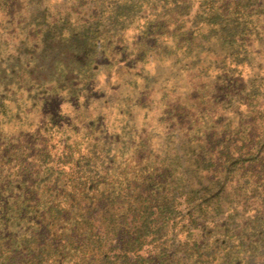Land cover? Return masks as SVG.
Here are the masks:
<instances>
[{
  "label": "trees",
  "instance_id": "obj_1",
  "mask_svg": "<svg viewBox=\"0 0 264 264\" xmlns=\"http://www.w3.org/2000/svg\"><path fill=\"white\" fill-rule=\"evenodd\" d=\"M0 264H264V0H0Z\"/></svg>",
  "mask_w": 264,
  "mask_h": 264
},
{
  "label": "rangeland",
  "instance_id": "obj_2",
  "mask_svg": "<svg viewBox=\"0 0 264 264\" xmlns=\"http://www.w3.org/2000/svg\"><path fill=\"white\" fill-rule=\"evenodd\" d=\"M40 75V74H39ZM37 76V75H36ZM190 76V75H189ZM186 77L187 79H186V82H184V85L183 86H185V88H186V91H187V93H188V91H190L191 90V88L193 89V90H195L196 89V87L195 86H190L189 84L191 83V82H196V81H192L190 78L191 77ZM186 83V84H185ZM189 83V84H188ZM197 83V82H196ZM169 94V98L168 99H164L162 102H161V104L160 103H158L157 105H156V109L154 110V113H155V117L154 116H152V117H154L155 118V121H157L156 120V118L158 119V118H160V116L161 115H163L165 118H164V121L166 122V124H172V122L173 121H175L176 119H174V113H173V108L172 107H174V106H176V96H177V94L178 93H173V92H169L168 93ZM182 96V95H181ZM166 112H167V114L169 113V115L167 116L166 115ZM34 120H36V118L34 117ZM179 120V119H178ZM81 121V120H80ZM190 120L189 119H187L186 121H184L185 123L187 122V123H190L189 122ZM157 124H159L158 122H157Z\"/></svg>",
  "mask_w": 264,
  "mask_h": 264
}]
</instances>
